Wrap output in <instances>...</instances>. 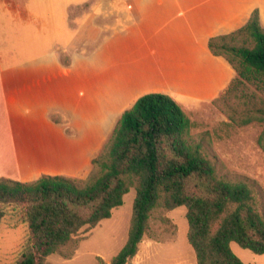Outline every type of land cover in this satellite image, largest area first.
Segmentation results:
<instances>
[{"label":"trees","instance_id":"16d2710c","mask_svg":"<svg viewBox=\"0 0 264 264\" xmlns=\"http://www.w3.org/2000/svg\"><path fill=\"white\" fill-rule=\"evenodd\" d=\"M211 51L237 76L214 104L239 125L264 123V24L256 8L245 23L212 36ZM170 95L146 93L117 118L83 177L42 174L30 181L0 176V224L15 217L27 237L14 264H46L83 229L112 216L136 189L129 237L111 262L128 264L149 228L154 209H188L189 241L198 264H245L236 242L264 254V191L227 169L208 131ZM264 148V129L258 139Z\"/></svg>","mask_w":264,"mask_h":264},{"label":"crops","instance_id":"0c3cea01","mask_svg":"<svg viewBox=\"0 0 264 264\" xmlns=\"http://www.w3.org/2000/svg\"><path fill=\"white\" fill-rule=\"evenodd\" d=\"M98 4L77 24L98 31L86 30L81 38L75 19H68L74 27L68 41L0 69L9 138L0 176L30 181L42 174L87 175L119 115L146 93L172 96L195 127L194 116L214 104L237 76L211 51L210 38L235 30L256 8L264 24V0ZM101 128L109 130L98 137Z\"/></svg>","mask_w":264,"mask_h":264},{"label":"rangeland","instance_id":"374dc122","mask_svg":"<svg viewBox=\"0 0 264 264\" xmlns=\"http://www.w3.org/2000/svg\"><path fill=\"white\" fill-rule=\"evenodd\" d=\"M100 1L104 0H0V69L40 57L59 40L68 41L74 34L68 19H75L76 26H72L75 31L80 30L81 38L86 30L98 31L95 26L79 29L77 24H82ZM63 55L67 61V54ZM194 117L196 125L192 132L208 131L214 150L227 169L256 180L264 191V148L258 142L264 123L255 121L239 125L215 104H209ZM5 121L0 92V160L9 143V138H5ZM108 130L101 128L98 137ZM135 198L136 189L132 188L125 195L123 205L114 209L110 218L94 228L83 229L71 245L48 256L46 264L111 262L128 240ZM187 212L186 206L172 210L157 206L139 251L128 264H198L195 249L189 241ZM26 237L27 226L23 221L7 217L0 224V264L16 262ZM232 249L245 264H264V254H257L236 242L232 243Z\"/></svg>","mask_w":264,"mask_h":264}]
</instances>
